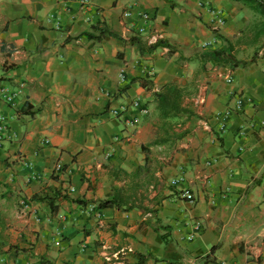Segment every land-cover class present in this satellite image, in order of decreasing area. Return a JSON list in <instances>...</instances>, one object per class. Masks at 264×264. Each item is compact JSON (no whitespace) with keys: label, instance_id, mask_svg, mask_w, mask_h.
Masks as SVG:
<instances>
[{"label":"crops","instance_id":"obj_1","mask_svg":"<svg viewBox=\"0 0 264 264\" xmlns=\"http://www.w3.org/2000/svg\"><path fill=\"white\" fill-rule=\"evenodd\" d=\"M87 1L0 0V88L22 85L0 103V264H264V49L234 70L193 58L254 14L231 0ZM95 25L123 41L81 36ZM130 36L174 50L140 54ZM166 84L194 115L165 120L183 138L149 145ZM112 197L118 208L98 207Z\"/></svg>","mask_w":264,"mask_h":264},{"label":"trees","instance_id":"obj_2","mask_svg":"<svg viewBox=\"0 0 264 264\" xmlns=\"http://www.w3.org/2000/svg\"><path fill=\"white\" fill-rule=\"evenodd\" d=\"M232 2L242 5L254 15L257 16V21L248 24L243 30L239 32L238 37L234 42L224 40L222 48H214L204 50L193 56L204 63H209L212 67H225L230 70L236 68H244L252 64L260 51L264 49V0H231ZM81 36L88 40H99L104 37H111L123 41L119 36L109 30L106 26H92L90 31L83 32ZM130 46H135L140 54L150 53L158 48H166L174 50V47L168 44L165 40H157L152 44H146L139 37L130 36L125 41ZM245 49H251V53L247 60L237 57L239 52H245ZM183 93L176 85L166 84L154 93V109L157 112L158 119L162 122L161 125L156 126L153 131L154 139L149 145H162L166 143H174L181 139L187 133L186 131L180 133L173 132V125L166 124L165 120L172 119L176 116H186L189 118L193 116V112L182 105ZM61 199H68L65 196H60ZM72 201V200H71ZM51 202H49V205ZM118 199L112 197L108 200L100 201L98 207H116L118 208ZM153 216V212H150ZM159 220L154 218V224H158ZM163 233L160 234V239L165 243L169 236V227H162ZM142 259H139L137 264H141Z\"/></svg>","mask_w":264,"mask_h":264},{"label":"built area","instance_id":"obj_3","mask_svg":"<svg viewBox=\"0 0 264 264\" xmlns=\"http://www.w3.org/2000/svg\"><path fill=\"white\" fill-rule=\"evenodd\" d=\"M80 3L82 6H87L88 1L87 0H80ZM208 13H209L208 15L210 17V19L208 21V25L211 27V30H216L219 27L223 26L222 17L217 10H210ZM129 15H130V11L128 9H126L125 12L122 13V18H126ZM140 17L144 20L147 19V16L144 14H142ZM60 26H61V24H60L59 20L56 19L54 21V28L56 30H58L60 28ZM152 73H153L152 71H149L148 75L151 76ZM118 78H119V81H123L122 71H120L118 73ZM21 87H22V85L20 84V85H18V87L15 90L14 89L10 90V89L3 88V87L0 88V103L4 104L6 106H9V107H13L15 104L16 98L19 96V94L21 92ZM241 102H242V100L240 98H237L235 100L234 107H235L236 112L239 110V108L241 106ZM135 105H136V103H135ZM140 113L146 115L147 112H146V110L142 109V110H140ZM227 114H229L228 111L225 112L226 116H227ZM5 123H6V118L3 116H0V132H2L5 129V127H6ZM260 124L264 125V120ZM126 125H131V122H126ZM59 168H60V165L57 164L54 169L57 171V170H59ZM182 197L187 201L192 200L191 195L188 194L187 192H183ZM89 209L91 210L92 206H90ZM57 218L59 220H62V221L64 220L63 216H58ZM195 229H198L197 224L195 225ZM191 238H192V236H188L187 239L190 240ZM57 245H58V242H55L54 246H57ZM115 256L116 255H114V257ZM104 260L109 261V258L104 256Z\"/></svg>","mask_w":264,"mask_h":264},{"label":"rangeland","instance_id":"obj_4","mask_svg":"<svg viewBox=\"0 0 264 264\" xmlns=\"http://www.w3.org/2000/svg\"><path fill=\"white\" fill-rule=\"evenodd\" d=\"M249 21H250L249 24L256 22L257 21V16L256 15H252V18ZM246 52H247V55H245L244 53H240L239 52L238 55H237L238 58H245V57H247L249 55V53H250V49L247 50Z\"/></svg>","mask_w":264,"mask_h":264}]
</instances>
